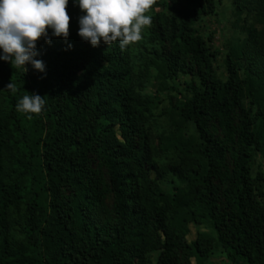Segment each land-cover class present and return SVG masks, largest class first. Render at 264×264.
Returning <instances> with one entry per match:
<instances>
[{
	"label": "trees",
	"instance_id": "1",
	"mask_svg": "<svg viewBox=\"0 0 264 264\" xmlns=\"http://www.w3.org/2000/svg\"><path fill=\"white\" fill-rule=\"evenodd\" d=\"M222 1L157 0L122 51L84 40L69 0V36L37 42L45 72L0 60V264H264V0H233L224 74L198 26ZM153 80L178 95L162 128Z\"/></svg>",
	"mask_w": 264,
	"mask_h": 264
},
{
	"label": "clouds",
	"instance_id": "2",
	"mask_svg": "<svg viewBox=\"0 0 264 264\" xmlns=\"http://www.w3.org/2000/svg\"><path fill=\"white\" fill-rule=\"evenodd\" d=\"M69 0H0V60L10 61L14 69L27 72L26 65L45 72V64L35 59L40 53L37 42L41 38L51 43L52 35L69 36ZM85 13L80 17L78 34L92 46L103 40L108 47L119 42L124 51L128 46L142 40V32L153 21L145 15L157 0H77ZM70 47V45H69ZM12 94L18 89L14 82L7 85ZM46 104L38 94L24 95L16 104V111L24 114H40Z\"/></svg>",
	"mask_w": 264,
	"mask_h": 264
},
{
	"label": "rangeland",
	"instance_id": "3",
	"mask_svg": "<svg viewBox=\"0 0 264 264\" xmlns=\"http://www.w3.org/2000/svg\"><path fill=\"white\" fill-rule=\"evenodd\" d=\"M238 17L235 12V5L233 4V0H223L220 5L217 6L215 13H211L209 15L203 16L201 21L198 23L199 29L201 33L207 40H212L209 44L213 49H218L220 54L218 55V61L216 62V66L219 69L221 74H224V58L227 53V46L233 42L240 32V24L237 21ZM144 33L142 32V40L137 42L138 46H142L141 44H146L144 39ZM141 60H136L137 64L141 63ZM155 72L154 70H152ZM151 71V72H152ZM153 75V73H151ZM148 80V78H147ZM178 85V84H176ZM147 89L146 91L149 94H156L162 100V105L160 109H156V114L154 117V123L161 127L160 124V114L161 109H165L168 107L173 99L171 96H178L176 93L171 92L167 93V91L158 90V86L154 84V80L152 84L146 83ZM172 94V95H171ZM162 128V127H161ZM154 141L157 142L156 136L157 134L153 133ZM158 158V162L163 164L165 162V155L161 154L160 156H155ZM264 170V163H263ZM162 182V181H161ZM197 237V228L192 226L191 234L189 236V240H193ZM206 264H233L230 260H228L227 256L223 252H217L215 255L211 256L209 261Z\"/></svg>",
	"mask_w": 264,
	"mask_h": 264
}]
</instances>
